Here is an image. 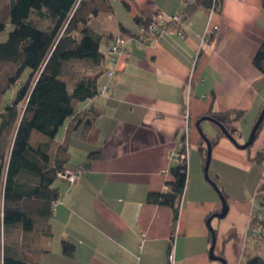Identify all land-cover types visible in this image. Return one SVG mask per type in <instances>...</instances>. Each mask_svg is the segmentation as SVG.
I'll use <instances>...</instances> for the list:
<instances>
[{
	"label": "crops",
	"instance_id": "obj_1",
	"mask_svg": "<svg viewBox=\"0 0 264 264\" xmlns=\"http://www.w3.org/2000/svg\"><path fill=\"white\" fill-rule=\"evenodd\" d=\"M108 1L111 10L88 21L102 36L98 83L108 90L75 111L93 107L98 116L90 127L84 125L87 116L76 126L68 119L51 140L34 131L30 135L31 144L33 137L40 138L36 145L50 142V154L67 140L66 169L80 170L75 184L61 179L53 184L60 196L49 221L51 236L36 234L30 243L33 264H243L254 252L247 249L249 215L262 206L235 201L204 181L203 137L215 141L210 159L219 177L252 157L249 153L245 160L216 125L202 120L198 130L196 123L209 113L242 112L234 122L235 140L246 142L245 127L255 123L264 105V74L252 65L264 44V0H219V13L210 17L198 9L182 21L181 36L172 25L156 36L141 33L134 17L182 15V0ZM239 16L243 23L236 25L232 21ZM118 34L124 43L112 64L108 50ZM112 69L115 74L108 78ZM186 124L187 178L174 220L171 208L149 204L147 196L172 182L169 171L176 162L169 153ZM92 152L99 155L87 160ZM221 197L226 215L208 225V218L221 212ZM212 240L215 258L209 253ZM63 243L73 247L71 256L62 253Z\"/></svg>",
	"mask_w": 264,
	"mask_h": 264
},
{
	"label": "trees",
	"instance_id": "obj_2",
	"mask_svg": "<svg viewBox=\"0 0 264 264\" xmlns=\"http://www.w3.org/2000/svg\"><path fill=\"white\" fill-rule=\"evenodd\" d=\"M4 1L0 0V65H10V70L5 76V88L0 90V261L33 264L28 253L30 241L24 245L23 241L15 240L12 232L19 230L22 240L31 233L51 236L49 221L60 196L52 186L59 179L58 173L67 170L69 154L67 140L50 154V142L32 145L30 135L34 131L51 140L68 119L76 126L85 116L84 125L92 126L99 110L90 107L85 113H75L77 106L97 95L102 74L99 67L104 60L100 51L102 36L89 28L88 21L102 11H110L111 5L108 0H7L4 18L1 14ZM184 5L183 20L198 9L219 13L221 7L219 0H191ZM151 21L149 17H134L136 25ZM122 32H125L123 28ZM75 63L84 65L85 70H75L72 67ZM252 65L264 74V44L256 51ZM24 74L26 78L17 89L16 82ZM63 78H69L72 83ZM14 87V96L4 104L5 94ZM20 103H23L21 108ZM242 116L238 111L208 114L234 139L237 136L234 122ZM70 134L71 129L67 137ZM214 143L209 140L210 147ZM200 151L206 161L207 148L201 147ZM97 155L92 152L87 160ZM251 160L263 165L264 147ZM169 173L173 179L169 189L149 193L147 202L171 208L175 220L186 185V165L176 163ZM260 183L258 191L264 189V181ZM259 200L264 206V193L259 195ZM250 224L248 237L262 240V233L259 239L251 236V232L257 226L262 231L264 222L252 220ZM72 252L70 244H62L65 256H71ZM245 264H264V258L254 250L247 253Z\"/></svg>",
	"mask_w": 264,
	"mask_h": 264
},
{
	"label": "rangeland",
	"instance_id": "obj_3",
	"mask_svg": "<svg viewBox=\"0 0 264 264\" xmlns=\"http://www.w3.org/2000/svg\"><path fill=\"white\" fill-rule=\"evenodd\" d=\"M4 2H5V4H1V14L4 18H6L7 8L5 5L7 3V0H5ZM170 25L171 24H169L168 26H170ZM172 26H175V25H172ZM118 35H120V37L122 38V41L124 43L123 36L121 34H118ZM4 38H5V36L3 37V39ZM112 38H111V41H112ZM122 46H123V44H122ZM121 49H122V47H121ZM72 67L79 72H83L86 68L81 63H75L72 65ZM9 70H10V65H0V90L5 88L4 87L6 85L5 76L7 75L6 73ZM25 78H26V74L21 76V78L16 82L17 89L20 87V85L25 80ZM63 79H65L67 82H69V84L72 83V81L69 78H63ZM262 86H264V81L261 84V87ZM14 91L16 92L15 87L12 88V90L10 89L5 94L4 104L7 101H10L9 99L14 96ZM0 101H1V98H0ZM19 106L21 108L23 106V103H20ZM210 125H213V127L215 126V124H213V123L212 124L210 123ZM253 125H254V123L251 124L250 126L247 125V127H245V125L243 124V127H245L247 130V132H246L247 133L246 134L247 139L250 135V132H251ZM247 139H246V141H247ZM31 141H32L33 145H36V143L38 141H40V138L33 137ZM205 147H206V144H205ZM263 147H264V121L262 122V125L259 129V132L257 133V136H256L254 142L252 143V145H250L246 149H242V150L240 149L239 151L241 152L242 155H244V159L246 160L248 158L249 153H250L251 157H253V155ZM247 161H248L247 162L248 165H246V166L241 165L238 167L236 165L235 167L228 168L227 170L223 169V176L219 177L218 174H215L216 166H215V164H213V160L211 157L210 163H209V166L207 169V179H205V177H204V172H203V179L206 183H208V185H211L213 182V183H215V185L217 187L218 186H219V188L221 187L220 189L225 191V193L223 192V194L224 195L226 193L230 194V196H232L235 201H242V202H247V203L252 201L253 204L260 205L259 195L264 193V189L261 191H258V190H259V187L261 184L260 181H261V178H262V175L264 172V166H263L264 163H263V165H261V164H257L256 162H254L252 160L247 159ZM247 166H249V167H247ZM224 168H227V167H224ZM230 170H233V171H230ZM1 206H2V197L0 195V211H1ZM255 208H256V206H255ZM12 233L14 234L15 240L16 241H23L24 245L29 241H30V243L31 242L34 243V241L37 238L36 234H38V233L28 234L27 239L22 240L20 238V235H19L20 234L19 230H14V232H12ZM262 235H263V239L260 241H256L253 238L248 237L247 238V241H248L247 242V247H248L247 249H249L248 251L255 250L257 252V254H259L261 257L264 258V229H262ZM259 239H261V238H259ZM242 263L245 264L244 261Z\"/></svg>",
	"mask_w": 264,
	"mask_h": 264
},
{
	"label": "built area",
	"instance_id": "obj_4",
	"mask_svg": "<svg viewBox=\"0 0 264 264\" xmlns=\"http://www.w3.org/2000/svg\"><path fill=\"white\" fill-rule=\"evenodd\" d=\"M187 1L191 0H183L182 2L185 4ZM213 9H211L208 13L209 17L213 14ZM182 15L181 14H174L173 16H170L169 18H164L163 16H158L155 20H152L150 23L147 25H138L139 31L141 33H148L152 36H156L161 34L163 31L167 29V26L169 24L175 25L178 29L176 31V34L178 36H181V30H180V25L182 23ZM217 27L214 26L212 31L216 30ZM123 41L120 35H115L112 38L111 45L108 50V61L114 64L117 60V57L120 55L121 47H122ZM115 74V70H108L106 72V75L108 78H112ZM108 90L107 85H99L97 87V95L98 94H103ZM89 102L92 101V99L88 100ZM188 114H185L187 117ZM187 121V118H186ZM188 127L189 125L186 124V127L184 129V133L182 137L178 140L176 147L170 151L169 157L172 161H175L176 163H183L186 165V158H187V153L189 149V141L187 138V132H188ZM264 166V165H263ZM58 178L61 180L66 181L68 185H73L76 182H78L80 178V170H65L61 173H58ZM262 182L264 181V172L261 178ZM169 187H166V190H168ZM182 198V197H181ZM181 200V199H180ZM56 203H54V206ZM252 220H256L257 222H264V206L257 211L253 212L249 215L248 219V225L247 228L251 226ZM262 231L261 227L257 226L252 232L251 236L260 238ZM169 260L172 261V256H169Z\"/></svg>",
	"mask_w": 264,
	"mask_h": 264
},
{
	"label": "water",
	"instance_id": "obj_5",
	"mask_svg": "<svg viewBox=\"0 0 264 264\" xmlns=\"http://www.w3.org/2000/svg\"><path fill=\"white\" fill-rule=\"evenodd\" d=\"M263 6H264V3H263ZM202 120H206V121H209L213 124H215L218 129L220 130V132L227 138L229 139L237 148L239 149H246L248 148L250 145H252V143L254 142L255 140V135H256V131L258 130V128L260 127V125L262 124L263 120H264V105L262 107V110L257 118V120L255 121L252 129H251V132H250V135L247 139V141L242 144V145H239L236 140L228 133V131L223 127V125L217 121L216 119L214 118H211V117H208V116H204V117H201L196 125L198 126L199 123L202 121ZM204 141H205V144H206V148H207V153H206V161H205V166H204V177L205 179H207V169H208V166H209V162H210V151H211V147L209 146V140L205 137H203ZM221 199V204H222V209H221V212L220 213H217V214H214L212 215L211 217L208 218L207 220V224L209 225L210 221L212 220V218H218V219H221L223 218L225 215H226V212H227V206H226V203H225V200L223 197L220 198ZM213 247H214V240H212V245L209 249V253H210V258H215L213 256ZM220 261H222L221 259H219ZM222 263H224L222 261Z\"/></svg>",
	"mask_w": 264,
	"mask_h": 264
},
{
	"label": "clouds",
	"instance_id": "obj_6",
	"mask_svg": "<svg viewBox=\"0 0 264 264\" xmlns=\"http://www.w3.org/2000/svg\"><path fill=\"white\" fill-rule=\"evenodd\" d=\"M232 22L236 25H241L243 23V17L242 16L236 17L233 19Z\"/></svg>",
	"mask_w": 264,
	"mask_h": 264
},
{
	"label": "flooded vegetation",
	"instance_id": "obj_7",
	"mask_svg": "<svg viewBox=\"0 0 264 264\" xmlns=\"http://www.w3.org/2000/svg\"><path fill=\"white\" fill-rule=\"evenodd\" d=\"M196 127H197V129L199 130V125L197 126L196 125ZM190 127H188V132H187V138H188V141H189V135H190V129H189Z\"/></svg>",
	"mask_w": 264,
	"mask_h": 264
}]
</instances>
